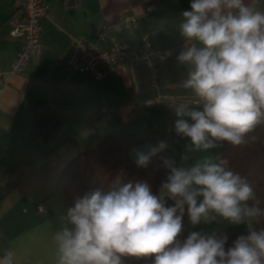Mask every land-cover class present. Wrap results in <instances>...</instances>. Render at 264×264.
Wrapping results in <instances>:
<instances>
[{
  "label": "clouds",
  "instance_id": "clouds-1",
  "mask_svg": "<svg viewBox=\"0 0 264 264\" xmlns=\"http://www.w3.org/2000/svg\"><path fill=\"white\" fill-rule=\"evenodd\" d=\"M179 32L185 43L176 59L191 94L188 102L172 104L174 130L189 141L181 165L163 161L168 174L159 195L145 181L117 176L106 189L75 198L53 234L56 264H124L126 257L151 264H264V228H254L264 222V207L246 177L210 154L223 142L254 141L264 126V8L259 0H191ZM166 148L161 141L148 154L138 152V166ZM185 214L194 227L223 219L246 225L247 234L227 248V234L192 231L182 240ZM0 264H16V253L5 250Z\"/></svg>",
  "mask_w": 264,
  "mask_h": 264
},
{
  "label": "crops",
  "instance_id": "crops-1",
  "mask_svg": "<svg viewBox=\"0 0 264 264\" xmlns=\"http://www.w3.org/2000/svg\"><path fill=\"white\" fill-rule=\"evenodd\" d=\"M190 2L47 0L50 19L40 23L41 50L22 74L11 78L0 97V257L11 249L16 264H56L53 234L60 227L59 217L70 207L58 180L73 158L107 138H115L127 151L147 141L155 146L164 141L167 148L161 152L181 165L189 141L177 138L172 106L146 104L155 92L145 66L112 72L99 81L72 71L68 57L74 39L93 43L98 28L125 14L135 15L138 27L125 31L121 40L138 50L141 37L147 35L155 51L172 50V57L159 64L164 91L176 98L191 96L182 87L186 68L176 59L185 43L179 23ZM22 4V0H0L2 71L10 68L23 46L22 39L9 37V20L22 17ZM150 6L154 8L147 12ZM259 6L264 8V0ZM210 154L222 158L224 142ZM42 204L47 210L39 213ZM228 229L238 236L247 234L246 225L223 219L194 227L185 214L183 239L192 231L211 235Z\"/></svg>",
  "mask_w": 264,
  "mask_h": 264
},
{
  "label": "built area",
  "instance_id": "built-area-1",
  "mask_svg": "<svg viewBox=\"0 0 264 264\" xmlns=\"http://www.w3.org/2000/svg\"><path fill=\"white\" fill-rule=\"evenodd\" d=\"M23 15L21 18L12 16L9 20V37L22 39L21 47L16 59L6 71L0 70V97L3 90L10 84L14 75L22 74L33 57L41 50L42 27L41 21L50 19V8L47 0H22ZM153 6L147 8V12L153 10ZM138 27V19L135 15L125 14L117 20L107 23L96 30V40L88 43L79 39L73 40V47L68 57V65L72 71L88 73L97 80L102 81L109 73H123L135 66H145L151 77L155 98L146 102L166 103L169 107L174 102H188L191 96L172 97L164 91L162 79L159 76V64L170 59L172 50L155 51L147 35L141 37V45L138 50L121 40L122 34L130 29ZM179 140H184L177 135ZM39 213L47 210V205L37 207Z\"/></svg>",
  "mask_w": 264,
  "mask_h": 264
},
{
  "label": "trees",
  "instance_id": "trees-1",
  "mask_svg": "<svg viewBox=\"0 0 264 264\" xmlns=\"http://www.w3.org/2000/svg\"><path fill=\"white\" fill-rule=\"evenodd\" d=\"M252 135L256 139L245 145L233 146L224 142L222 158L229 161V166L234 171L247 178L261 201V207H264V126L257 127ZM127 154L128 151L115 138L109 137L95 149L73 158L58 180V187L67 198L69 206L73 205L75 198L93 188L106 189L117 176H122L124 181H145L157 194L168 174V169L163 164L168 158L159 152L150 158L146 167H140L131 163ZM167 205L172 206L173 203L167 200ZM261 228H264V222L258 223L256 230ZM183 234L184 231L182 240ZM221 234L229 237L226 248L238 237L234 229L224 230L217 235ZM124 264H151V259L126 257Z\"/></svg>",
  "mask_w": 264,
  "mask_h": 264
},
{
  "label": "water",
  "instance_id": "water-1",
  "mask_svg": "<svg viewBox=\"0 0 264 264\" xmlns=\"http://www.w3.org/2000/svg\"><path fill=\"white\" fill-rule=\"evenodd\" d=\"M154 147L156 146L149 141L136 145L128 151V154H127L128 160L133 164H137V153L142 152L144 154H148ZM157 194L158 195L161 194V188H159ZM168 200H170L174 204L173 200L171 199H168Z\"/></svg>",
  "mask_w": 264,
  "mask_h": 264
}]
</instances>
